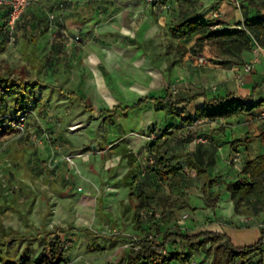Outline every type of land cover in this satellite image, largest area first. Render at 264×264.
Instances as JSON below:
<instances>
[{"label":"crops","instance_id":"obj_1","mask_svg":"<svg viewBox=\"0 0 264 264\" xmlns=\"http://www.w3.org/2000/svg\"><path fill=\"white\" fill-rule=\"evenodd\" d=\"M7 12V7L0 6V23ZM58 12L63 16V24L49 17L46 33L37 41V55L40 61H45V70L52 69L70 92L60 90L78 93L87 102L90 99V105L99 113L118 105L126 107L146 95L164 98L170 94L180 103L172 113L157 111L155 102L149 101L140 109L146 114L142 130L156 133L157 137L165 135L158 146L153 147L157 152L161 147L162 155L168 150L165 142L173 139L171 151L191 153L214 179L212 191H223L215 208L207 207L202 197L194 196L192 209L184 216L187 220L180 224L200 228L190 233L226 232L230 226L264 227V212L255 216L246 209V214L237 215L231 193L224 190L227 182L245 176L248 162L264 156V141L260 136L264 127L260 114L264 107L229 118L197 117L207 99L232 93L250 102L264 101V51L253 71L246 72L245 65L254 58L253 49L243 50L239 56L223 53L224 63H215L213 59L221 53L213 44L218 40L205 39L201 34L189 38L172 34L174 23L188 16L197 15L212 24L213 30L220 31L264 17V8L256 9L247 4L238 8L229 0H66ZM32 14L40 20L38 13ZM78 35L83 43L76 40ZM261 39L264 44V33ZM193 48L198 52L194 53ZM196 54L206 58L207 64L198 65ZM41 81L49 85L43 90L55 88L51 81ZM256 83L262 86L254 91ZM41 111L45 116L52 114L50 109L41 108ZM188 118L194 121L189 123ZM33 120L46 130L53 128L51 132L57 129L54 123L46 126L44 118L34 117ZM185 133L193 135L192 139L183 140L181 135ZM130 144L139 158L150 156L151 143L148 147L146 140L133 139ZM195 176L199 178L196 173ZM186 190L190 192L187 187ZM203 258L210 263L213 259L199 253L192 261L197 264Z\"/></svg>","mask_w":264,"mask_h":264},{"label":"rangeland","instance_id":"obj_2","mask_svg":"<svg viewBox=\"0 0 264 264\" xmlns=\"http://www.w3.org/2000/svg\"><path fill=\"white\" fill-rule=\"evenodd\" d=\"M32 6L17 30V42L7 40L0 53V73L54 83L55 88L39 93L42 105L52 113L44 117L46 126L54 123L57 129L51 132L53 128H49V138L34 141L36 135L41 138L45 131L29 119L26 132L0 140V236L7 233L18 239L9 246L10 254L18 257L28 248L36 257L43 250L41 235L59 227L72 229L77 244L61 264H111L133 251V239L156 235L148 224L150 216L137 205L144 189L169 191L167 183L160 181L154 171L157 149L152 145L158 135L142 130L146 120L143 110L130 111L128 115L119 111V116L112 118L97 110L92 113L60 92L70 90L52 69L45 70V61L39 60L32 46L33 37L39 41L46 33V23L53 13L46 0ZM32 13H38L40 20ZM0 35L3 37L1 32ZM78 36L80 40H76L83 43ZM213 44L218 48L214 50L221 52L213 61L224 63L221 43ZM88 104H92L90 99ZM181 137L190 140L193 135L185 133ZM133 139L146 140L148 147L151 143L150 156L139 158L130 144ZM64 156H70L72 162L63 160ZM185 177L190 198L202 197L204 179L196 178L192 171ZM153 207L157 219L171 210L164 203L155 202ZM186 213L188 209L179 211L169 225H163V230L176 227L186 233L198 231V227L180 224L187 220ZM226 233L237 246L252 245L261 238L258 227L230 226ZM180 248L179 243L170 244L172 250ZM197 264L211 263L203 258ZM238 264H264V254Z\"/></svg>","mask_w":264,"mask_h":264},{"label":"trees","instance_id":"obj_3","mask_svg":"<svg viewBox=\"0 0 264 264\" xmlns=\"http://www.w3.org/2000/svg\"><path fill=\"white\" fill-rule=\"evenodd\" d=\"M66 0H46V6L63 24V16L58 12L59 6ZM247 4L256 9L264 8V0H243L241 8ZM8 8V15L0 24V53L5 48L9 35L7 23L11 13ZM264 33V17L247 20L244 25L233 29L213 30L209 24L197 15L188 16L177 21L173 25L172 34L177 38H189L201 34L205 39H216L221 43L224 54L234 56L241 55L243 50H252L255 41L264 46L261 35ZM1 36V35H0ZM33 51L38 52L37 39H33ZM194 53L198 52L193 48ZM39 58V56H38ZM264 84V81L263 83ZM47 83L41 80H34L27 75L3 74L0 73V140L8 135H16L20 132V118L27 120L38 117L43 119L44 102L39 93L45 89ZM262 85L255 84L254 91ZM60 92L68 98L76 99L86 110L94 113V107L78 93ZM149 101L155 102L157 111L167 110L174 112L175 106L180 104L170 94L164 98L142 96L135 103L122 107L116 106L113 110H102L100 115L116 116L121 111L126 114L130 111L142 109ZM264 107V101L250 102L249 99L238 96L234 93L227 97H216L206 100L204 109L198 112V118H229L243 112H252L257 108ZM40 111L39 114L37 111ZM13 113V116L10 114ZM192 123L194 120L188 118ZM26 132V131H25ZM156 137L153 147H157L162 140ZM261 138L264 141V127L261 130ZM172 140L164 145L168 147L167 152L162 155L161 147L156 154L159 166L154 169L160 181L167 183L169 191L160 193L158 190L144 189L139 196L137 208L146 211L150 216L148 224L151 230L155 231V237H145L140 240L133 239L134 249L126 257L111 264H194L192 258L195 254L204 253L213 257L211 264H238L246 263L252 256L264 254V227L261 228V238L252 245L237 246L226 232L206 230L198 233H186L181 228L170 227L163 230V225H169L179 211L192 209L191 198L184 186L185 176L193 171L199 178L204 179L202 187L203 200L207 207L215 208L220 201L223 191L213 192L214 179L208 173L203 164L198 162L191 153H175L171 151ZM48 167V166H47ZM244 177L227 182L224 190L231 193L237 215L246 214V209L255 216L264 212V156L252 160L246 164ZM164 203V207H170L169 213L164 214L162 219H157L154 211V203ZM72 229L59 227L41 235L43 250L38 256H34L28 248H25L17 257L10 254L9 246L17 242V238L5 233L0 236V264H61L68 260L71 251L77 244L76 236ZM84 232H89L84 230ZM161 237V238H160ZM179 243L182 248L170 249V244Z\"/></svg>","mask_w":264,"mask_h":264},{"label":"built area","instance_id":"obj_4","mask_svg":"<svg viewBox=\"0 0 264 264\" xmlns=\"http://www.w3.org/2000/svg\"><path fill=\"white\" fill-rule=\"evenodd\" d=\"M40 0H0V6H7L11 9V13L8 19V23H7V31H8V35H9V40L12 43H16L17 42V27H18V23L20 22L22 16L24 15V13L26 12V10L32 6L34 3L39 2ZM165 0H150V2H162ZM231 1L234 5H236L238 8H241L243 0H229ZM216 17H219L218 15H215ZM51 21L55 20V16L51 15L50 16ZM77 40H80V37L78 36L76 38ZM264 51V47L257 41H255V46L253 48V52H254V58L251 62L247 63L245 65V71L246 72H252L255 65L257 63H259L260 59H261V54ZM195 62L198 65H205L207 64V59L204 58L203 56H196L195 57ZM260 118L264 121V110L261 112L260 114ZM28 123L27 118L21 117L20 118V132H25L26 131V125ZM76 128V127H73ZM43 130L45 131V133L43 134V137L41 136V138H39L38 135L35 136L34 141L36 139V141L38 140H44L46 137L49 138V135L46 131V129L43 128ZM39 142V141H38ZM63 160H67V161H71L72 162V158L70 156H64Z\"/></svg>","mask_w":264,"mask_h":264}]
</instances>
